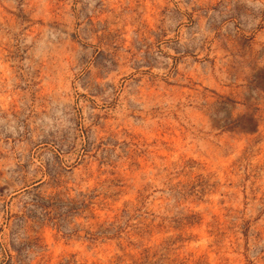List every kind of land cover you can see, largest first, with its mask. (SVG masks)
I'll return each mask as SVG.
<instances>
[{"label": "rangeland", "instance_id": "1", "mask_svg": "<svg viewBox=\"0 0 264 264\" xmlns=\"http://www.w3.org/2000/svg\"><path fill=\"white\" fill-rule=\"evenodd\" d=\"M0 264H264V0H0Z\"/></svg>", "mask_w": 264, "mask_h": 264}, {"label": "trees", "instance_id": "2", "mask_svg": "<svg viewBox=\"0 0 264 264\" xmlns=\"http://www.w3.org/2000/svg\"><path fill=\"white\" fill-rule=\"evenodd\" d=\"M59 196H56L54 198H50L49 200L42 198V197H36L34 204H32L36 209H40L44 214V218L50 220V221H55L58 220L57 218H59L60 215H58V207L56 205V203L59 201L58 200ZM86 201L85 200L82 204L81 207L82 208H78V209H69L67 208L66 213L63 215H68L71 214L74 211H80L81 209L86 208ZM113 226V225H112ZM110 231L111 229L108 230H104L103 227L96 233H93L92 231H87L86 234L87 236L91 239V240H97L100 238H104V239H109L110 237Z\"/></svg>", "mask_w": 264, "mask_h": 264}]
</instances>
